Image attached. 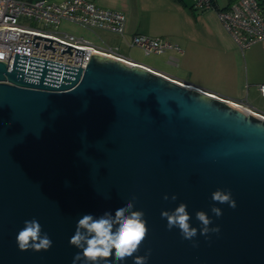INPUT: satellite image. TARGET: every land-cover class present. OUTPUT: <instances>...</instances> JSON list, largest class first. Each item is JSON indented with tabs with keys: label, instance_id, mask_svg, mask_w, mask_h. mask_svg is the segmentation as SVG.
<instances>
[{
	"label": "water",
	"instance_id": "1",
	"mask_svg": "<svg viewBox=\"0 0 264 264\" xmlns=\"http://www.w3.org/2000/svg\"><path fill=\"white\" fill-rule=\"evenodd\" d=\"M11 56V68L0 61V264H73L78 219L133 197L147 264H264V115L103 54L84 67ZM217 189L235 208L212 201ZM180 203L193 241L161 218ZM197 211L220 231L200 235ZM31 219L52 240L46 252L18 250Z\"/></svg>",
	"mask_w": 264,
	"mask_h": 264
},
{
	"label": "built area",
	"instance_id": "2",
	"mask_svg": "<svg viewBox=\"0 0 264 264\" xmlns=\"http://www.w3.org/2000/svg\"><path fill=\"white\" fill-rule=\"evenodd\" d=\"M192 9L197 12L216 11L240 51L264 40V0H227L221 8L216 0H193ZM23 17L31 22L21 20ZM63 20L120 37L125 32V17L121 12L100 8L87 0L57 3L48 0H0V61L8 62L11 68L14 57L11 52L82 67L90 53L125 61L92 47L82 37L59 31L58 26ZM127 45L140 48L145 55L161 54L172 48L168 41L144 35L131 36ZM257 90L264 97V84L257 85Z\"/></svg>",
	"mask_w": 264,
	"mask_h": 264
},
{
	"label": "crops",
	"instance_id": "3",
	"mask_svg": "<svg viewBox=\"0 0 264 264\" xmlns=\"http://www.w3.org/2000/svg\"><path fill=\"white\" fill-rule=\"evenodd\" d=\"M87 1L124 15L125 32L123 37H119L127 47L132 48L127 45L131 36L144 35L165 38L172 48L167 49L164 61L157 63L134 59L128 54L123 56L119 53L118 44H109L102 38L103 45H95L92 41L87 44L126 62L148 67L185 85L217 94L230 102L240 104L243 101V85L248 81L245 57L224 29L216 11L193 12V0ZM257 43L264 44V40L254 44ZM214 82L219 86L210 88Z\"/></svg>",
	"mask_w": 264,
	"mask_h": 264
},
{
	"label": "clouds",
	"instance_id": "4",
	"mask_svg": "<svg viewBox=\"0 0 264 264\" xmlns=\"http://www.w3.org/2000/svg\"><path fill=\"white\" fill-rule=\"evenodd\" d=\"M168 199L167 196L164 197ZM176 200L175 196L171 198ZM214 203L227 204L235 208V201L228 190L217 189L212 193ZM135 197L114 211H105L100 215H82L75 226V231L69 240L70 246L78 249L73 257V264L85 261L87 264H97L104 258L113 257L111 264H122L127 258H133V264H147L150 250L144 256L136 255L148 234L147 221L144 212L134 210ZM211 213L219 218L222 215L220 208L211 207ZM161 218L166 220L168 230L176 228L182 239L193 241L198 229L189 223L191 216L187 212V205L180 203L172 211H162ZM195 218L200 224L199 234L207 235L209 232L218 233L219 227H209L211 218L203 211H197ZM16 244L20 252L32 250L33 252L48 251L52 247V240L42 231V226L36 219L25 220L23 227L16 235ZM195 247L196 244L194 243Z\"/></svg>",
	"mask_w": 264,
	"mask_h": 264
},
{
	"label": "rangeland",
	"instance_id": "5",
	"mask_svg": "<svg viewBox=\"0 0 264 264\" xmlns=\"http://www.w3.org/2000/svg\"><path fill=\"white\" fill-rule=\"evenodd\" d=\"M29 1V0H22ZM51 3H57L64 0H48ZM217 6L219 8L224 7L227 0H216ZM193 12H196L193 10ZM23 21H30L27 18H22ZM31 22V21H30ZM58 30L71 34L73 36L82 37L85 41H92L95 45H103L100 38L107 41L109 44L111 42L116 43L120 46L119 53L123 56L126 54L130 55L132 58H140L144 62H157L162 63L164 57L167 54V49L161 54H148L145 55L142 50L138 47L129 48L120 39L118 34L103 31V30H89L81 25L63 20L58 26ZM107 32V33H105ZM118 35V36H116ZM101 36V37H100ZM167 41V39L160 38ZM244 60L246 61V71L248 70L247 78L248 81L243 85L242 99L240 101L242 106L249 107L251 110L256 111L259 114H264V97H262L257 90V85L264 83V44H252L249 48L243 51ZM219 86L218 84L212 83L210 88ZM217 88V87H216ZM216 95L217 94H212Z\"/></svg>",
	"mask_w": 264,
	"mask_h": 264
}]
</instances>
